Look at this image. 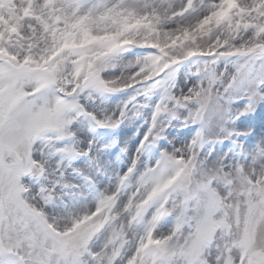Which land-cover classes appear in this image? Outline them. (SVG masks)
<instances>
[{"label": "snow or ice", "instance_id": "6c2138e0", "mask_svg": "<svg viewBox=\"0 0 264 264\" xmlns=\"http://www.w3.org/2000/svg\"><path fill=\"white\" fill-rule=\"evenodd\" d=\"M0 264H264V0H0Z\"/></svg>", "mask_w": 264, "mask_h": 264}, {"label": "rangeland", "instance_id": "374dc122", "mask_svg": "<svg viewBox=\"0 0 264 264\" xmlns=\"http://www.w3.org/2000/svg\"><path fill=\"white\" fill-rule=\"evenodd\" d=\"M135 131V129L133 128V127H129L128 129H127V135L128 136H131L132 135V133Z\"/></svg>", "mask_w": 264, "mask_h": 264}]
</instances>
